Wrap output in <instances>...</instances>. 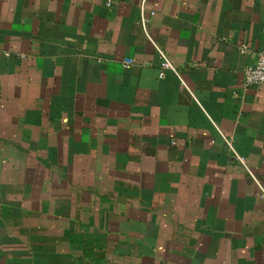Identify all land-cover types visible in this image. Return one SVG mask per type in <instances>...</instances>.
I'll use <instances>...</instances> for the list:
<instances>
[{
	"label": "crops",
	"instance_id": "1",
	"mask_svg": "<svg viewBox=\"0 0 264 264\" xmlns=\"http://www.w3.org/2000/svg\"><path fill=\"white\" fill-rule=\"evenodd\" d=\"M261 51L264 0H0V264H264Z\"/></svg>",
	"mask_w": 264,
	"mask_h": 264
},
{
	"label": "built area",
	"instance_id": "2",
	"mask_svg": "<svg viewBox=\"0 0 264 264\" xmlns=\"http://www.w3.org/2000/svg\"><path fill=\"white\" fill-rule=\"evenodd\" d=\"M111 2H108V5H110ZM155 14L154 11H151L150 14L147 13L146 8L144 5L141 6V16H140V22L143 27V31L145 36L151 41V43L155 46V48L158 50L162 62L161 66L164 70L166 69H172L176 71L172 63L167 57V54L159 48L155 40L153 39L150 31H149V22L151 17ZM250 51V48L247 44H241L240 46V52L242 54H245ZM135 60L130 57H126L122 60V63L125 67L133 64ZM245 74V84L247 86H264V51L255 53V61L253 64H250L245 67L244 69ZM163 76V74H161ZM243 160V158H239ZM262 195L264 196V190H262Z\"/></svg>",
	"mask_w": 264,
	"mask_h": 264
}]
</instances>
